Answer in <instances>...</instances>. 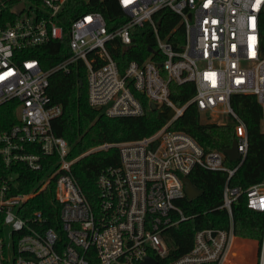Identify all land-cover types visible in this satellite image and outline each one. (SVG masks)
I'll use <instances>...</instances> for the list:
<instances>
[{
    "label": "built area",
    "instance_id": "obj_1",
    "mask_svg": "<svg viewBox=\"0 0 264 264\" xmlns=\"http://www.w3.org/2000/svg\"><path fill=\"white\" fill-rule=\"evenodd\" d=\"M76 1L0 0V105L16 102V122L0 129V264H148L149 257L155 264H231L228 254L237 237L233 226L197 230L192 248L171 259L168 241L170 230L187 219L178 204L186 196L183 178L197 167L231 176L247 154V125L231 97L255 95L264 111L259 29L264 0H118L125 19L117 27L110 28L96 10L73 19L71 54L56 65L45 69L38 58H23L24 52L66 36L61 14ZM163 9L180 16L181 40L160 34L155 15ZM145 24H150L157 46L146 59L127 62L122 72L109 45L119 42L128 46L125 52L133 29ZM79 60L87 69L90 105L108 116L142 115L144 105L136 92L149 103L172 107L175 114L152 135L103 143L69 158L70 144L52 131L51 121L62 107L50 104L48 88L53 72H69ZM170 82H192L195 94L189 102L201 113L226 114L235 124L241 154L237 166L227 167L224 152H205L191 135L170 128L187 106L174 104ZM114 145L120 149V165L99 175L93 203L72 166L85 154ZM26 169L43 173L33 188L22 190ZM51 183L59 204L54 225L43 209L31 204ZM242 192L250 208L264 211V183L245 191L226 184L223 207L230 214ZM252 241L254 264H264V236Z\"/></svg>",
    "mask_w": 264,
    "mask_h": 264
},
{
    "label": "trees",
    "instance_id": "obj_2",
    "mask_svg": "<svg viewBox=\"0 0 264 264\" xmlns=\"http://www.w3.org/2000/svg\"><path fill=\"white\" fill-rule=\"evenodd\" d=\"M67 10L61 14L60 22L66 36L24 52L23 58L36 57L42 67L47 69L68 57L71 54L69 47L71 22L85 11L102 12L110 28L119 26L125 19L124 10L119 6L118 0H91L89 4L78 0ZM155 19L162 36L171 33V40L183 38L184 27L180 24L178 14L170 9H163L155 15ZM259 29L261 43L264 45V9L259 18ZM115 44V46L109 45V49L122 72L127 62L134 59L139 61L146 59L157 46L150 24L133 29L132 45L125 52L121 43L116 42ZM169 86L170 97L174 104L178 107L187 104L183 114L171 123V129L191 135L205 152L214 150L225 152L232 146L236 138L235 124L232 121L204 122L196 103L189 102L195 94V85L192 82L183 84L170 82ZM48 91L51 98L50 104L62 107V113L52 119L51 124L53 133L64 137L70 144L69 158L77 157L103 143H119L152 135L175 114L174 109L165 104L153 110L149 100L143 94L136 92L135 94L144 105L142 115L108 116L89 103L87 69L82 60L75 62L69 72L62 70L53 72L50 76ZM231 104L247 125L249 142L247 154L231 176L225 170L211 171L201 167L195 168L189 174L202 192L193 199L185 196L178 201L187 219L170 230L171 240L168 241L171 247L170 259L192 248L197 230L204 228L229 230L233 226L234 234L239 237H234L228 259L232 262L231 264H254L253 246L255 242L240 237L262 241L264 211L250 208L245 192L239 194L233 202L232 214L223 207V203L226 184L231 187H240L245 191L254 184L264 183V111L256 96L252 94H234L231 97ZM15 109V101L0 105L1 130L16 122ZM120 161V149L114 145L108 149L89 152L73 164L72 173L91 202H96L98 198L97 179L99 175L109 167L119 166ZM224 164L229 168H234L239 164V160H231L226 155ZM42 173L26 169V173L22 175L24 183L22 190L33 188ZM31 204L34 209H43L51 225L59 222V204L55 199L53 183L33 198ZM237 255H244L247 259L238 258ZM235 256H237L236 260Z\"/></svg>",
    "mask_w": 264,
    "mask_h": 264
},
{
    "label": "water",
    "instance_id": "obj_3",
    "mask_svg": "<svg viewBox=\"0 0 264 264\" xmlns=\"http://www.w3.org/2000/svg\"><path fill=\"white\" fill-rule=\"evenodd\" d=\"M23 6H24V4H21V7H23ZM127 47L128 46H126L125 49ZM150 107L154 110L158 106H157V104L155 102H151L150 103ZM224 153L231 160H239L240 159L241 154H240V152L238 150V140L236 138L234 139V141L232 143V146L230 148L226 149ZM183 182H184L186 196L189 199H193V198H195V197H197V196H199L201 194L202 190L195 185V183L192 181V179L189 176L184 177L183 178ZM146 263L155 264L156 260L154 258H152V257H149V258H147Z\"/></svg>",
    "mask_w": 264,
    "mask_h": 264
},
{
    "label": "rangeland",
    "instance_id": "obj_4",
    "mask_svg": "<svg viewBox=\"0 0 264 264\" xmlns=\"http://www.w3.org/2000/svg\"><path fill=\"white\" fill-rule=\"evenodd\" d=\"M201 114H202V120L204 122L226 123L228 121L226 114H216V113H210V112H205ZM263 129H264V124H263Z\"/></svg>",
    "mask_w": 264,
    "mask_h": 264
},
{
    "label": "bare ground",
    "instance_id": "obj_5",
    "mask_svg": "<svg viewBox=\"0 0 264 264\" xmlns=\"http://www.w3.org/2000/svg\"><path fill=\"white\" fill-rule=\"evenodd\" d=\"M233 241H234V238H233L232 243H231L232 245H233ZM232 245H231V247H232ZM230 250H231V248H230ZM230 250H229V252H230ZM228 255H229V254H228Z\"/></svg>",
    "mask_w": 264,
    "mask_h": 264
},
{
    "label": "crops",
    "instance_id": "obj_6",
    "mask_svg": "<svg viewBox=\"0 0 264 264\" xmlns=\"http://www.w3.org/2000/svg\"><path fill=\"white\" fill-rule=\"evenodd\" d=\"M238 237V236H237ZM240 238H242V237H240ZM242 239H247V240H254V239H248V238H242Z\"/></svg>",
    "mask_w": 264,
    "mask_h": 264
}]
</instances>
